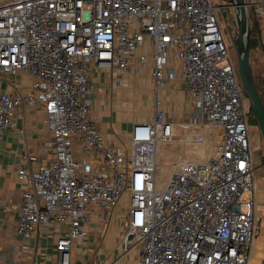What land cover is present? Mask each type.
Segmentation results:
<instances>
[{
  "label": "built area",
  "instance_id": "obj_1",
  "mask_svg": "<svg viewBox=\"0 0 264 264\" xmlns=\"http://www.w3.org/2000/svg\"><path fill=\"white\" fill-rule=\"evenodd\" d=\"M246 2L264 18V0ZM219 10L210 0L0 1V79L32 78L28 94L0 89V138L17 128L18 107L37 104L51 135L38 167L18 171L27 185L19 236L63 224L58 264H76L74 242L90 236L94 215L102 238L124 201V249L138 252L135 264H248L262 217L247 102ZM103 70L151 74L153 117L134 123L123 144L90 118L92 76ZM170 84L189 100V118L163 111L159 94ZM161 145L169 155L185 147L165 184Z\"/></svg>",
  "mask_w": 264,
  "mask_h": 264
},
{
  "label": "crops",
  "instance_id": "obj_2",
  "mask_svg": "<svg viewBox=\"0 0 264 264\" xmlns=\"http://www.w3.org/2000/svg\"><path fill=\"white\" fill-rule=\"evenodd\" d=\"M142 53H144V49L139 51V54ZM104 72L108 71L103 70L92 76L97 93L92 97L94 103L90 118L96 122L108 140L123 144L129 140L133 124L142 119L128 116L124 123L123 113L112 117V114L106 111L105 105L113 96L114 91L122 88L118 87L115 82L117 77L120 76L128 80L135 78L134 75L137 76L139 72L131 76L128 73L109 71L108 74L111 75V78L105 81L108 82L106 84L110 88H102V84L105 85L102 82ZM146 77V85L152 96L151 74ZM31 86L32 78L26 73L0 79V89L7 93L17 92L25 95L31 91ZM173 87L170 84V88ZM150 104L151 113L147 121L153 117L152 100ZM166 110L167 116L174 119L170 107H167ZM44 119L45 112L41 105L20 106L14 114L17 128L8 129L0 138V264H13L14 261L18 264H58L59 261L56 242L66 232L67 226L53 224L50 228L43 230L42 238H23L17 234L18 206L27 188V185L19 179L18 171L25 168L28 172H33L39 163L47 157L46 143L51 140V135ZM3 204L6 206V210L1 207ZM122 213L123 208L119 205L102 238L98 237L99 217L94 215L92 223L87 226L90 236L87 239L74 242L73 256L76 264H119L126 230L121 233V229H118L116 225L119 223V215ZM100 239L103 240L100 241ZM117 250H119V256L116 255ZM100 256H103L102 261H99Z\"/></svg>",
  "mask_w": 264,
  "mask_h": 264
},
{
  "label": "rangeland",
  "instance_id": "obj_3",
  "mask_svg": "<svg viewBox=\"0 0 264 264\" xmlns=\"http://www.w3.org/2000/svg\"><path fill=\"white\" fill-rule=\"evenodd\" d=\"M7 2L9 0H0ZM214 6L220 8L219 10V21L220 29L227 41L228 48L234 63H237V54L235 50V39L237 35V19L236 13L233 8L229 7V1L231 0H210ZM250 12L253 13L251 9ZM262 36L261 45L257 49L251 51L250 59L253 68L254 75L260 81L264 80V18L260 21ZM238 70V68H237ZM109 72V71H108ZM108 72H104L102 75L103 87H109L108 82L105 81L111 78ZM238 72V71H237ZM121 75V74H117ZM150 75V72L144 71L139 72L135 78L125 79V84L121 89L114 91L113 96L107 101L105 109L107 112L112 114V117H116L117 114H124V123L128 116H134L137 119L141 118V121L145 122L148 120L149 114L151 113V92L146 85V76ZM132 76V75H131ZM107 83V84H106ZM241 90L244 92V99L246 100V122L248 126V138L249 147L251 154L254 158V167L256 169V190L258 201L264 204V142L260 132V128L257 122V118L253 112H251V100L247 93L243 90L241 85ZM110 91V90H109ZM174 88L168 86L167 90L160 92L159 98L162 101L163 111H167L166 108L170 107V111L173 112V120L181 121L185 117L189 118L192 108L189 100L186 103L185 98L177 92ZM164 92V94H162ZM125 111V112H123ZM185 151V147L181 145H175L173 148L172 155H169V149L165 145H161L158 152V159L161 164V169L158 173V181L160 184H165L169 178L171 172V165L174 160ZM252 194L245 193V198H250ZM120 206L123 208V213L119 215V223L116 225L118 229H121V233L127 228V215L125 210L127 208V203L122 201ZM263 214V221L260 224V229L258 235L254 242L252 257L248 264H264V206L260 207ZM103 239H100L102 241ZM116 248V247H115ZM117 249V248H116ZM121 251V257L119 264H135L138 259V252L133 250L126 254L124 248ZM117 256H119V250H117ZM102 257H99V261H102Z\"/></svg>",
  "mask_w": 264,
  "mask_h": 264
},
{
  "label": "water",
  "instance_id": "obj_4",
  "mask_svg": "<svg viewBox=\"0 0 264 264\" xmlns=\"http://www.w3.org/2000/svg\"><path fill=\"white\" fill-rule=\"evenodd\" d=\"M246 5V0H231L228 6L234 9L237 19L238 30L234 43L240 82L251 100L264 142V103L256 86L251 65V26ZM128 239L131 240V237Z\"/></svg>",
  "mask_w": 264,
  "mask_h": 264
},
{
  "label": "trees",
  "instance_id": "obj_5",
  "mask_svg": "<svg viewBox=\"0 0 264 264\" xmlns=\"http://www.w3.org/2000/svg\"><path fill=\"white\" fill-rule=\"evenodd\" d=\"M249 20H250V26H251V51L258 48V46L261 45V36H262V30H261V17L256 16L252 12H248ZM236 68H238V65L236 63ZM238 71V70H237ZM239 76V74H238ZM255 77V83L258 88V91L260 93V97L264 103V80L260 81ZM240 79V78H239ZM241 83V82H240ZM244 93V92H243ZM251 112L254 113V109L251 106ZM255 115V113H254Z\"/></svg>",
  "mask_w": 264,
  "mask_h": 264
},
{
  "label": "flooded vegetation",
  "instance_id": "obj_6",
  "mask_svg": "<svg viewBox=\"0 0 264 264\" xmlns=\"http://www.w3.org/2000/svg\"><path fill=\"white\" fill-rule=\"evenodd\" d=\"M257 202H258V210H259V213L261 214V217H262V220H261V222H262L263 221V214H262V212L260 210V207H263L264 204L258 201V197H257ZM259 229H260V226H259Z\"/></svg>",
  "mask_w": 264,
  "mask_h": 264
}]
</instances>
